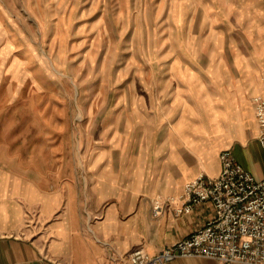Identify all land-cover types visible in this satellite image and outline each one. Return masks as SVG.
<instances>
[{
	"label": "crops",
	"instance_id": "0c3cea01",
	"mask_svg": "<svg viewBox=\"0 0 264 264\" xmlns=\"http://www.w3.org/2000/svg\"><path fill=\"white\" fill-rule=\"evenodd\" d=\"M258 24L260 47L212 49L203 68L173 65V94L130 98L146 103L143 112H102L95 143L58 135L55 117L8 132L0 141V264H130L136 248L160 252L212 210L203 202L154 218L150 199L180 196L200 172L217 175L226 148L263 179L252 97L264 92V13ZM168 264L224 263L186 256Z\"/></svg>",
	"mask_w": 264,
	"mask_h": 264
},
{
	"label": "rangeland",
	"instance_id": "374dc122",
	"mask_svg": "<svg viewBox=\"0 0 264 264\" xmlns=\"http://www.w3.org/2000/svg\"><path fill=\"white\" fill-rule=\"evenodd\" d=\"M263 5L0 0V141L40 116L55 117L58 135L71 133L74 144L82 136L97 142L102 112L116 105L143 112L146 103L130 98L178 89L171 66L203 68L212 49L260 47Z\"/></svg>",
	"mask_w": 264,
	"mask_h": 264
},
{
	"label": "built area",
	"instance_id": "2783aa9c",
	"mask_svg": "<svg viewBox=\"0 0 264 264\" xmlns=\"http://www.w3.org/2000/svg\"><path fill=\"white\" fill-rule=\"evenodd\" d=\"M264 90V73L262 74ZM264 155V92L252 97ZM217 175L200 172L186 182L178 197L151 198L154 218L167 212L178 217L194 205L208 203L212 216L190 235L154 255L136 248L130 264H168L176 257L206 256L220 263L264 264V178L256 180L238 164L229 148L219 153Z\"/></svg>",
	"mask_w": 264,
	"mask_h": 264
}]
</instances>
